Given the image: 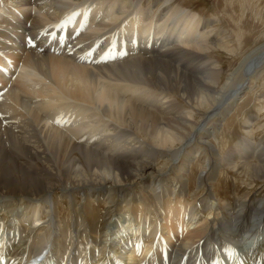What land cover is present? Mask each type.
Returning <instances> with one entry per match:
<instances>
[{"label":"bare ground","instance_id":"obj_1","mask_svg":"<svg viewBox=\"0 0 264 264\" xmlns=\"http://www.w3.org/2000/svg\"><path fill=\"white\" fill-rule=\"evenodd\" d=\"M142 1L0 0V259L6 264H264V195L234 191L223 210L208 184L222 166L264 182V147L249 140L253 116L226 157L212 147L215 129H208L211 121L221 128L255 84L264 44L228 79L240 75L242 82L219 90V71L191 77L181 64L165 62L162 50L161 20L179 29L171 42L199 52L214 47L208 23L200 28L196 13L162 15L154 0ZM165 4L169 9L173 0ZM125 39L132 40L127 60ZM185 51L180 57L188 61ZM170 93L186 108H165ZM207 149L202 166L213 172L196 177L194 186L207 191L194 196L184 173ZM252 158L257 164L247 166ZM101 206L104 216L92 212ZM116 212L122 221L112 222ZM10 215L14 226L6 222Z\"/></svg>","mask_w":264,"mask_h":264},{"label":"rangeland","instance_id":"obj_2","mask_svg":"<svg viewBox=\"0 0 264 264\" xmlns=\"http://www.w3.org/2000/svg\"><path fill=\"white\" fill-rule=\"evenodd\" d=\"M149 1L151 0L142 1V5L147 4ZM165 1L166 0H154L156 7L163 10L162 15L172 12L175 9L182 11L187 10L189 12L196 13L200 20H202L200 21V28H205L206 22L208 23L206 31L209 42L214 47H217L215 49L213 47L210 52L209 50L207 52H199L192 48H185L179 42H174L173 39L171 42L170 37L172 34H180L179 29L171 22L164 23L163 20H161L159 26H161L163 29V34L160 37L166 44L162 50H166L168 52V57L166 58L165 62L181 64L180 71L190 75L191 77H207L208 72L211 70L219 71L222 76L221 84L218 88L219 90H221L225 85H228V89L229 87L233 88L237 84L241 83L243 78L240 77V75L235 77L232 82H228V79L230 78L231 74L239 67L243 58L248 53H251L256 48L264 44V0H173V5L169 9L165 8ZM11 8L25 15L24 11L16 9L14 6L10 7L9 9L11 10ZM7 11L8 9L6 10V13ZM9 12L10 16H13L15 20H18L17 15L11 11ZM2 20L3 22H6L4 16L2 17ZM19 27H24V22H21ZM125 40L126 41H123L127 48L122 49L123 51H121L127 55H124V59L127 60V58L131 59L132 57L131 53H129L132 49V47H130L132 40ZM170 42L171 44L167 47V44ZM158 49L157 43V46L154 48L153 52L157 54ZM181 49H186L185 52L188 54V61L180 57ZM110 52L111 51L108 49V54L103 57L110 55ZM118 55L119 54L114 57V60L118 59L119 61H123V58L119 59L121 55H119V57ZM109 64H111V62ZM257 74L258 75H256L254 80L255 84H253L250 90L243 94L240 101L236 103V107L233 112L224 118V120L221 122L222 127L217 128V126L214 124V121H211V123L208 125L209 131H213L215 129L213 131V137L210 138L209 141L211 144H213L212 147L214 146V148L217 149L219 154L223 157H226L225 153L233 150V148L238 143L244 140L245 129H243V125L251 116L254 117H252L254 119V121H252L254 127L253 134L249 140L254 139L255 143L264 147V67L262 70L258 71ZM173 96L175 97L170 98ZM168 100L170 102L166 106ZM175 103H179L183 108H186L185 102L179 96L171 93L168 94L163 101L165 108L171 106L170 112L172 113L177 112ZM196 119L200 122L199 118ZM180 147L181 145L174 148V150L179 149ZM201 147L202 145H198L199 149ZM207 152L208 155L206 157H202L203 159L200 157L194 159L192 165H190L187 169V172L184 173L185 179L188 178L187 184L188 188L190 189L189 193L193 194L194 196L204 194L207 191L194 186L195 181L197 182L196 177L199 176L201 171H205V169L213 172V168L202 166L209 161V149H207ZM211 159L219 161V163H222L223 161L222 157L217 155H214ZM233 160H229V162L233 163ZM162 162L163 164H160L159 166L163 167L169 166L171 164L166 161ZM254 164H257L256 158L250 159L247 166H253ZM228 165L231 167L230 164ZM239 166L240 164H238V167ZM208 184L210 189H213L215 192V195H213L214 203L220 202L217 206L223 210L226 208V201L235 200L234 191H239V196H246L247 194L249 196L264 195V182H255L249 178L243 177L234 169L229 168V170H226L223 166L222 170H220V172L218 171L215 180L213 182H208ZM94 205L97 206V203ZM19 207L20 206H17L16 209H14V212L15 210L17 211ZM106 207L107 206H101L99 209L92 207V212L99 213L100 215L104 216L107 209ZM63 213L65 214L64 210L62 211L61 215H63ZM116 214L117 212L111 215L110 219H112V222L113 219L116 220L115 222L122 221L116 217ZM1 215L2 213H0V216ZM231 215H233V213ZM10 216L6 222H9L13 219L12 221L14 226L16 223L14 216ZM109 220L106 222H109ZM0 228L1 236L3 233H5V230H3L2 227ZM13 230L14 228L11 230L10 235L13 234Z\"/></svg>","mask_w":264,"mask_h":264}]
</instances>
